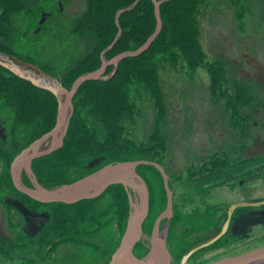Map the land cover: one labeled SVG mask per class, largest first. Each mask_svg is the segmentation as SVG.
<instances>
[{
  "label": "rangeland",
  "instance_id": "obj_1",
  "mask_svg": "<svg viewBox=\"0 0 264 264\" xmlns=\"http://www.w3.org/2000/svg\"><path fill=\"white\" fill-rule=\"evenodd\" d=\"M198 1L196 24L197 39L203 53L201 65L196 69L189 65L186 53L178 46L156 51L157 87L153 90L151 86L148 90L139 75H135L138 71L141 74L150 69V65L133 70L129 74L130 80L121 86L127 107L123 108V115L115 121L111 119L108 122L105 94L93 89L88 99L85 96L80 98L76 110V118L80 122L73 126L70 140L72 145L77 144L78 140L94 141L86 144L91 153L80 156L87 146H67L62 155L74 158H65L63 173L51 169L49 164L46 173L48 178H56L57 174L65 178L86 176L106 163L107 156L102 155L124 149L132 154L123 161L158 162L172 181L174 213L167 236L171 245L179 247L186 241L190 225L194 226L192 230L200 229L202 214H205L204 198H216L215 192L203 195L201 183L194 182L186 172L192 161L200 162L203 141L217 139L214 131H204V128L208 131L204 118L218 112L223 99L221 91H227V94L237 92L236 87L241 79L255 72L251 63L256 61L264 65V0ZM87 10L88 0H22L19 8L8 14L4 13L0 4L2 51L19 63L60 78L64 83L77 74L79 63L90 52L98 51L101 57L109 46H105L103 40L107 37L110 42L112 38L106 18L108 14L105 13L99 28L88 21L78 27V21ZM43 13L50 15L41 23ZM116 37H113L110 45ZM112 56L115 57L114 53L109 55V59ZM112 74L113 71L106 72L108 77ZM71 81L65 82V87L70 88L74 82ZM57 112L58 103L52 95L0 69V125L5 127L8 144L13 140H22L36 126L39 135L43 132L40 128L43 123H47L49 130L50 127L52 129L56 124ZM115 122L119 129L114 128ZM86 124L87 129L94 126L96 136H93V140H89L86 136L88 131L83 130ZM104 142L108 144L101 145ZM12 148L10 146L6 152L12 151ZM90 159L94 161L92 166L88 165ZM114 160H119V157ZM4 164L0 157V173H3ZM138 173L150 191L151 213L145 227V233L150 236L155 221L166 209L167 194L164 180L153 166H141ZM122 193L120 189H112L101 196L102 199L95 205L89 203L93 206L91 214L96 215L111 206L113 249L124 235L131 209L129 192L124 188ZM122 196H125L123 206ZM8 202L21 204L24 198L14 190L12 181L0 178V206ZM121 210H126L127 214L120 220ZM148 244L150 242L146 240L140 242L137 249L139 256L149 254ZM3 252L0 251V260L9 264V260L2 256L5 255ZM183 257V253L176 255L178 262ZM16 262L20 260L16 259Z\"/></svg>",
  "mask_w": 264,
  "mask_h": 264
},
{
  "label": "flooded vegetation",
  "instance_id": "obj_2",
  "mask_svg": "<svg viewBox=\"0 0 264 264\" xmlns=\"http://www.w3.org/2000/svg\"><path fill=\"white\" fill-rule=\"evenodd\" d=\"M251 64L255 72L241 79L237 92L227 94V91H221L223 99L218 112L204 118L208 129L204 128V131H214L217 139L203 141L200 162L192 161L186 172L194 182L201 183L203 195L215 192L216 198H204L205 214H202L201 227L192 230L194 226L190 225L183 245H171L166 236L172 264H177L176 255L179 253L185 256L193 251L186 264H212L264 248V65L256 61ZM41 127L43 132L39 135L34 128L22 140H13L8 144L5 127L0 125V157L5 161L0 178L12 181L14 190L24 198L21 204L8 202L0 206V224L6 230V235L0 232V251L7 250L3 252L7 257L2 256L9 260V264H111L120 245L113 249L111 206L100 215L91 214L92 205L100 201L111 186L97 198L72 204L42 203L15 187L12 163L25 149L53 129L50 127L49 130L47 123L41 124ZM10 146L12 151L6 152ZM65 147L64 142L59 150L33 160L31 171L23 168L20 175L24 185L36 189V180L41 186L52 189L91 174L76 177L78 179L58 174L56 178L47 177L48 164L51 169L63 173L65 158H74L62 155ZM90 161L88 165L92 166L94 161ZM126 214V210H121L120 220ZM161 228L167 235L170 221L164 220ZM143 240L149 241L147 238ZM139 244L134 253L139 258H145L137 253ZM147 246L150 250V244ZM16 259L20 262L17 263ZM0 264L5 263L0 260Z\"/></svg>",
  "mask_w": 264,
  "mask_h": 264
},
{
  "label": "water",
  "instance_id": "obj_3",
  "mask_svg": "<svg viewBox=\"0 0 264 264\" xmlns=\"http://www.w3.org/2000/svg\"><path fill=\"white\" fill-rule=\"evenodd\" d=\"M140 1L136 0L130 6L117 12L116 24L119 28V33L112 44L102 52L101 66L94 71L80 75L73 82L70 89L63 85L60 78L25 66L13 59L11 55L0 51L1 67L7 69L19 78L31 82L34 86L52 93L58 102L57 120L53 129L39 140H36L14 159L12 163L13 183L22 193L30 195L39 202H63L68 204L76 203L84 199L97 198L110 186L123 185L129 192L131 209L126 230L111 264H172V256L167 246V235L163 232L161 223L164 220L170 221L173 217L174 191L170 187L169 175L165 168L158 162L136 160L111 163L76 182L60 185L52 189L41 186L36 180V189L28 188L24 185L20 175L23 168L31 171L33 160L47 156L59 150L64 145L75 112L74 98L84 83L108 79L106 72L109 66H114V70H116L122 60L143 54L159 37L163 29L161 5L164 1L152 0L156 17L155 32L138 49L122 52L112 59H106V53L115 46L122 35L119 17L126 12L132 11ZM47 17H49V14L43 13L41 23H44ZM142 165L153 166L161 173L167 194L166 209L155 221L150 236L144 233L143 228L150 213V191L146 181L138 173V168ZM5 231L4 225L0 224V232L2 235H6ZM144 238H147L150 242V252L145 258H139L135 255L134 251L138 243ZM192 253L193 251L183 257L182 264L188 262ZM263 260L264 248L235 258L220 260L212 264H249L252 261H256L252 264H264Z\"/></svg>",
  "mask_w": 264,
  "mask_h": 264
},
{
  "label": "trees",
  "instance_id": "obj_4",
  "mask_svg": "<svg viewBox=\"0 0 264 264\" xmlns=\"http://www.w3.org/2000/svg\"><path fill=\"white\" fill-rule=\"evenodd\" d=\"M21 1L22 0H0V4L4 8V13L8 14L11 11L19 8ZM135 1L136 0H88V10L83 16V18L78 21V27H82L88 21L94 25L93 27L99 28L104 21L103 13L108 14L106 18L108 21L110 31L112 32V38L110 39L111 42V40H113V37L115 35H118L119 33V28L116 24L117 12L122 8L130 6ZM161 1H164L161 5V17L164 22V27L159 37L157 38V41H155L152 47L138 58L132 57L122 60L119 63L114 74L109 79L88 81L84 83L80 87L77 95L75 96L74 98L75 112L71 120L68 134L65 138V146L71 147L73 145H77L81 148L87 146L86 149L81 152L80 156L85 154L86 152L91 153L90 150H88L89 146L86 144L94 143V141H80V140L77 141V144L72 145L71 143H69L72 141L70 140V138L74 132L73 126L80 122V119L76 118V112H77L76 110L79 107L78 100L80 98L85 96V99H88L91 96V92L93 89L95 91H99L100 93L105 94L107 100L106 114H107L108 122L111 119H114L115 121L117 120V118L123 115L124 113L123 108L127 107V104L125 102L126 95L122 93L121 86H123L126 82L130 80L129 74L132 73L133 70L150 65L151 66L150 69L142 71L141 74L138 71L135 73V75H139V78L143 80L142 84L146 86L148 90L149 88L151 89V86H153V90H155V88L157 87L158 73L156 70V63L154 58L156 51L157 52L166 51L168 49L173 48L174 46H178L186 53V58L189 65H191L194 69L198 68L201 65L203 61L202 59L203 53L201 52L200 43L197 39L198 28L196 24V11L199 1L198 0H161ZM119 23L122 28V35L115 44V46L106 53V59H109V55L111 53H114V56H116L117 54L124 52L126 50L138 49L153 34L156 26V17L154 13V4L152 0H141L139 4L132 11L126 12L119 17ZM110 42L107 40V37L106 39L103 40L105 46L107 45L110 46ZM2 50L3 48H1L0 46V51ZM101 63L102 62H101V57L99 56V52L98 51L90 52L85 57V59H83L79 63V66L76 70L77 74L73 77H69L68 80H65V82L68 83L70 79L72 80L71 82H73L80 75L98 69L101 66ZM0 69L4 70L5 72H8L9 74H11L12 77L19 79L22 82H25L26 84L32 86L33 88L44 91L52 95L57 101L56 97L52 93L34 86L31 82L19 78L18 76L14 75L13 73H11L10 71H8L7 69L1 66ZM113 70L114 67L109 66L107 72L108 71L111 72ZM65 82L62 83L65 84ZM114 124H115L114 128L119 129L118 127H116L118 124L116 122ZM93 127L87 129V124L84 125L85 129L83 130L88 131L86 136H88L89 140L90 138H92L91 140H93V136L94 137L96 136L94 134L95 132L93 130ZM106 142L102 143L101 145L103 146L107 145L108 143ZM127 151H128L127 149L126 150L124 149L122 151L114 150L113 153H110V151H108L107 154L102 155V156H107L105 164L116 161L114 160L115 157H119V160L123 161V159H126L127 156H130V154H132L131 151L130 154H128ZM140 168L141 166L138 168V170ZM112 189H120L124 193V187L122 185H112L110 187V190ZM124 197L122 196L121 198L122 206L124 204L123 202Z\"/></svg>",
  "mask_w": 264,
  "mask_h": 264
},
{
  "label": "bare ground",
  "instance_id": "obj_5",
  "mask_svg": "<svg viewBox=\"0 0 264 264\" xmlns=\"http://www.w3.org/2000/svg\"><path fill=\"white\" fill-rule=\"evenodd\" d=\"M263 261H264V260H263ZM263 261H262V262H263ZM254 262H256V261H254Z\"/></svg>",
  "mask_w": 264,
  "mask_h": 264
}]
</instances>
